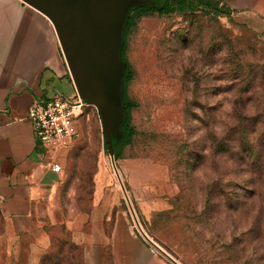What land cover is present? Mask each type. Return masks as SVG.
I'll use <instances>...</instances> for the list:
<instances>
[{"label":"rangeland","instance_id":"rangeland-1","mask_svg":"<svg viewBox=\"0 0 264 264\" xmlns=\"http://www.w3.org/2000/svg\"><path fill=\"white\" fill-rule=\"evenodd\" d=\"M255 9H232V19L150 12L137 21L124 47L135 135L114 168L99 112L83 107L54 214L45 219L52 247L41 264H87L93 254L101 256L96 264H117L118 214L127 219V239L147 249L152 264H173L141 238L124 190L144 233L178 264H264L255 235L241 236L246 249L235 245V252L229 226L196 219L228 208L221 205L223 187L239 191L233 179L238 168L220 152L222 122L238 103L247 105V117L264 106V0ZM73 87L59 88L57 95L78 96ZM102 209L111 211L103 228L91 220ZM166 211L175 214L156 216Z\"/></svg>","mask_w":264,"mask_h":264},{"label":"crops","instance_id":"crops-1","mask_svg":"<svg viewBox=\"0 0 264 264\" xmlns=\"http://www.w3.org/2000/svg\"><path fill=\"white\" fill-rule=\"evenodd\" d=\"M258 1L227 0L232 9L252 12ZM69 76L47 17L21 0H0V264H41L52 247L45 219L54 214L68 154L58 161L63 172L54 173L35 138L28 110L56 96L59 88L73 86ZM110 213L102 209L100 216L96 210L91 220H100L97 225L103 228ZM129 235L126 217L118 214L116 263L152 264L150 252L128 240ZM88 249L87 257L92 255ZM93 255L87 264L101 257Z\"/></svg>","mask_w":264,"mask_h":264},{"label":"water","instance_id":"water-1","mask_svg":"<svg viewBox=\"0 0 264 264\" xmlns=\"http://www.w3.org/2000/svg\"><path fill=\"white\" fill-rule=\"evenodd\" d=\"M21 1L52 23L78 97L100 114L115 168L113 139L122 137L125 116L122 85L127 63L121 58L125 24L132 8L159 7L153 0ZM124 194L143 239L178 264L144 233L125 190Z\"/></svg>","mask_w":264,"mask_h":264},{"label":"trees","instance_id":"trees-1","mask_svg":"<svg viewBox=\"0 0 264 264\" xmlns=\"http://www.w3.org/2000/svg\"><path fill=\"white\" fill-rule=\"evenodd\" d=\"M159 8L149 6L147 8H132L129 11L127 21L123 32L124 46L121 58L127 63V69L122 85L123 105L125 106L124 121L121 126L122 137L117 140L113 139V148L115 159H119L125 144L134 137L135 130L132 126V112L135 104L127 94L128 86L131 81V66L125 56V42L137 21L149 14L158 12L160 14L172 13H200L202 16L213 18L232 19V9L228 8L227 0H153ZM71 81L70 76L68 77ZM247 105L238 103L234 105L231 118L229 121H223L221 135L223 138L220 142L221 154L228 155L231 166L238 168V175L233 179L236 181V189L224 188L221 191V205L229 204L228 209H224L222 215L206 216L196 215L199 222L209 225H223L225 228L232 230L235 245L240 246L244 242L242 237L255 235V240L259 248L264 250V205L261 199H264V106L253 117H247L245 111ZM228 118V117H227ZM105 135V133H104ZM106 138V135H105ZM258 176V179H257ZM209 208L213 206L212 198L207 199ZM231 212H236V220L231 219ZM173 211L162 212L156 216L161 219H170ZM225 215V216H224ZM206 216V217H205ZM205 218V221H204ZM212 219V223H211ZM228 237L225 238L226 245ZM233 241V240H232ZM236 243V244H235ZM233 244V243H232ZM246 249V244H243ZM237 252V248H235ZM234 254V252L232 253ZM47 255V254H46ZM46 255L43 257L45 260ZM235 257V256H231Z\"/></svg>","mask_w":264,"mask_h":264},{"label":"built area","instance_id":"built-area-1","mask_svg":"<svg viewBox=\"0 0 264 264\" xmlns=\"http://www.w3.org/2000/svg\"><path fill=\"white\" fill-rule=\"evenodd\" d=\"M86 104L78 96L56 95L33 103L28 110L35 138L54 173L63 172L58 161L73 148L78 135V117Z\"/></svg>","mask_w":264,"mask_h":264}]
</instances>
